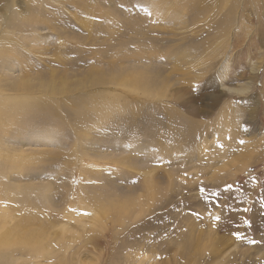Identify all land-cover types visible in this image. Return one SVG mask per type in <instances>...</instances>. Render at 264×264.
Returning <instances> with one entry per match:
<instances>
[{"label":"rangeland","instance_id":"obj_1","mask_svg":"<svg viewBox=\"0 0 264 264\" xmlns=\"http://www.w3.org/2000/svg\"><path fill=\"white\" fill-rule=\"evenodd\" d=\"M7 100L0 264H264V0H0Z\"/></svg>","mask_w":264,"mask_h":264},{"label":"bare ground","instance_id":"obj_2","mask_svg":"<svg viewBox=\"0 0 264 264\" xmlns=\"http://www.w3.org/2000/svg\"><path fill=\"white\" fill-rule=\"evenodd\" d=\"M234 90L239 91L238 89H234ZM11 102H12V104H11ZM11 102L9 100H7L6 103L0 101V120H2L8 113H11L12 111H15L14 113H18L21 111V107H22V106H20L21 104L20 105L15 104L14 101H12V100H11ZM22 102H24V101H22ZM16 103H18V102H16ZM19 103H21V102H19ZM24 104H25V102H24ZM14 113H11L10 115H13ZM2 124H3V122H2ZM1 128H2V126L0 127V129ZM5 196H6V193L3 191V187L0 184V200H1L0 201V207L6 209L8 207L13 208V206H20V204L17 205L16 199H11L9 197H6V199L4 201L3 197H5ZM3 215L6 217V219H10V217H11L8 212H5Z\"/></svg>","mask_w":264,"mask_h":264},{"label":"snow or ice","instance_id":"obj_3","mask_svg":"<svg viewBox=\"0 0 264 264\" xmlns=\"http://www.w3.org/2000/svg\"><path fill=\"white\" fill-rule=\"evenodd\" d=\"M216 219L218 220V219H219V217H216Z\"/></svg>","mask_w":264,"mask_h":264}]
</instances>
